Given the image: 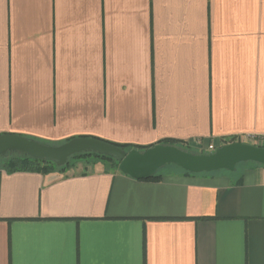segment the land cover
<instances>
[{"label":"crops","instance_id":"obj_1","mask_svg":"<svg viewBox=\"0 0 264 264\" xmlns=\"http://www.w3.org/2000/svg\"><path fill=\"white\" fill-rule=\"evenodd\" d=\"M4 134L203 154L264 135V0H0ZM70 163L0 169V264H264L263 165Z\"/></svg>","mask_w":264,"mask_h":264},{"label":"water","instance_id":"obj_2","mask_svg":"<svg viewBox=\"0 0 264 264\" xmlns=\"http://www.w3.org/2000/svg\"><path fill=\"white\" fill-rule=\"evenodd\" d=\"M19 152L34 159L50 161L63 166L79 153L107 155L118 162V170L133 179H147L166 165H175L192 173H210L218 170L233 172L242 162L264 166V148L245 143H229L209 154H193L172 145H155L143 151L120 148L95 138L72 139L58 146L45 145L15 134L0 136V157Z\"/></svg>","mask_w":264,"mask_h":264},{"label":"trees","instance_id":"obj_3","mask_svg":"<svg viewBox=\"0 0 264 264\" xmlns=\"http://www.w3.org/2000/svg\"><path fill=\"white\" fill-rule=\"evenodd\" d=\"M70 140L72 139H69L68 141ZM163 143L168 144V143H172V141L165 140ZM109 144L114 145L125 152L129 151L123 146L115 145L112 143ZM70 158H74L75 160L91 159L95 162H102L104 164H107L108 169H118V162L107 155H99L96 153H79L71 156ZM71 166L72 164L69 162V159L65 165L56 166L55 163H52L50 161L34 159L30 156H27L19 152H10L7 153L5 156L0 157V169H2L4 172L9 174L16 172H37V173H46L51 171L63 172L68 168H70ZM184 172L186 175H192L189 172L186 171ZM160 178L161 175L157 171L153 176L143 180L157 181Z\"/></svg>","mask_w":264,"mask_h":264},{"label":"rangeland","instance_id":"obj_4","mask_svg":"<svg viewBox=\"0 0 264 264\" xmlns=\"http://www.w3.org/2000/svg\"><path fill=\"white\" fill-rule=\"evenodd\" d=\"M189 151L191 152V153H193V154H199L198 152H200V151H198V150H195V149H190L189 148ZM214 152V151H213ZM205 153V152H204ZM205 154H209V153H205ZM75 161V159L74 158H69V162H74ZM248 164H254V162H242V163H239L238 164V167H242V166H244V165H248ZM175 171H181L180 170V168L179 167H177V166H175V165H166V166H164L163 168H160L159 170H158V173L159 174H161V175H167V174H169V173H173V172H175ZM223 171H226V170H218V171H214V172H223ZM228 172V171H227ZM210 173H212V172H210Z\"/></svg>","mask_w":264,"mask_h":264},{"label":"built area","instance_id":"obj_5","mask_svg":"<svg viewBox=\"0 0 264 264\" xmlns=\"http://www.w3.org/2000/svg\"><path fill=\"white\" fill-rule=\"evenodd\" d=\"M244 142L249 145H253L256 147L264 148V135L257 136V135H247ZM209 149H213V146L210 145Z\"/></svg>","mask_w":264,"mask_h":264}]
</instances>
